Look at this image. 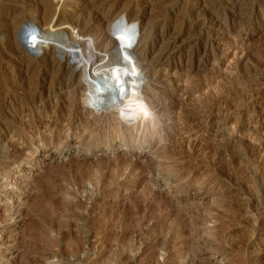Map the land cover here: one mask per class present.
<instances>
[{"label": "rangeland", "instance_id": "obj_1", "mask_svg": "<svg viewBox=\"0 0 264 264\" xmlns=\"http://www.w3.org/2000/svg\"><path fill=\"white\" fill-rule=\"evenodd\" d=\"M147 1L102 0V29L115 25L116 38L135 41L151 59L176 44L171 72L194 66V89L212 84L217 103L191 97L177 143L173 125L148 109L135 127L106 117L91 135L74 110L65 128L68 94L58 90L66 78L52 80L43 64L25 76L15 52L16 28L19 38L31 33L39 0H0V264H264V0ZM89 2L43 3L63 17L61 33L88 16ZM211 10L221 22L203 26ZM75 11L82 15L69 21ZM225 40L245 48L244 63L229 69L219 61ZM55 46L69 55L63 64L84 70L79 50ZM36 82L43 92L53 82V126L33 106ZM40 106L51 116L47 99ZM13 141L23 153L14 158Z\"/></svg>", "mask_w": 264, "mask_h": 264}, {"label": "bare ground", "instance_id": "obj_2", "mask_svg": "<svg viewBox=\"0 0 264 264\" xmlns=\"http://www.w3.org/2000/svg\"><path fill=\"white\" fill-rule=\"evenodd\" d=\"M24 1L30 2L32 0H23V2ZM198 1L200 2V0ZM43 2L44 0H39V3L37 4L38 6H36L34 9L35 12H37L41 16L35 18L32 24L29 23L31 33L28 31L27 34L29 35H24L22 38H19L18 32L21 28H16L13 42L16 41L15 52L19 53L20 63L22 64L21 68H23L25 76L29 73V70L32 68V66L43 64L44 66L48 67L47 74L52 75V80L57 74H60L63 76V78H66V80H63V82L60 83L61 87L58 91H61V94H68H66L68 96L66 102L68 104L67 108H69L67 109V114H69H64L66 115L65 118L62 116L64 118L62 124L68 130H70L71 117H73L71 116V114L74 110H76L78 114V123L79 127L82 128L81 130H84L85 133H89L91 135L95 133L93 127L98 125V123L103 122V119L106 117H110V119H112V121L116 124L125 122L130 127H135L141 120L140 114L142 109H146V111L148 109L150 114H152V116L156 115L157 117H159L160 121L162 120L161 122H163V124L173 125V138L176 139L175 141L177 143V141L179 142L181 139L182 141H184V137L182 136L186 133L184 127L182 126L183 124L181 125V127H179V121H181L179 118L181 117L180 112L187 104V101L191 97L196 96V98H203L202 100H207L208 102L214 101V103H217V100L214 99L216 98V96L213 97L215 93H213V95L210 90L212 87L211 83L204 84L202 88L200 87L194 89V86L196 84L194 82V77L191 74L192 69L195 68L194 66H191L189 71L185 70L187 74L184 76H180L179 64L175 66V70H173L174 72H171L173 68L172 62L175 58L174 52L176 50V44H170L169 46L161 50V52L158 53L157 57H154L155 59L152 58V60L151 54L148 53L145 48L137 47L135 41L130 39L120 41L118 38H116V36L118 35L117 32H119V30H117V27H115V25H109V27L106 25L107 28L102 29V25H104L105 22V19L103 17L104 7L102 4V0H90V12H88V16L85 19L79 18L77 22H72L71 29L63 31L61 33L58 32L60 28L57 26H59L58 23L59 21L63 20V17L60 16L57 18L55 14L54 18V10L46 11V3ZM156 2L157 0H148L147 4L154 5ZM30 4L28 3V5ZM204 14V17L202 16L203 18L200 21L203 26L208 25L209 27H214L220 24L221 16L217 11L211 10L207 11ZM77 15H79L80 17L82 15L81 11H75V13L73 14L70 13V15H68V20L71 21L72 18ZM222 35L223 34L220 33V39H222ZM59 37H62L64 39L62 41H59ZM240 37L242 36H239V38ZM25 38H27L26 41ZM31 39L33 41L30 44ZM225 41H220L217 43L219 46V61H224L225 64L228 63L229 69L232 66L234 67L239 65L240 63H244L245 61L243 62V60H245V48L243 49V47H240V45H238L237 43H228L227 40ZM241 41L243 42L242 39ZM52 42H54L56 45H63L67 48L73 47L74 49L79 50L83 60H87L84 65V70L76 73V71L73 70L70 66V60H67L66 64H63L61 56H66L67 58L69 55L65 51H61L59 49L57 52V46L53 48L50 47V44ZM90 43L93 45L94 51L98 52L99 55H96L97 53H93V55L91 56L87 55V48ZM39 52H43V59H38ZM102 55L107 56L108 60L107 58L101 60ZM112 55L114 56V60L113 58H111ZM115 58L120 59L115 60ZM23 64L26 65L23 66ZM214 65L220 66V64L218 63ZM182 73L184 72L182 71ZM38 83L36 82V84L34 85L35 94H32L34 95L33 106H36L39 115L43 113L46 114V118L49 121L46 127L53 126L52 124H55L54 108L57 105L54 101H52V95L55 92V89H52L53 82L52 84H49L48 90H44V92L46 91V94H44L43 89L42 91L40 90V87H38ZM159 91H162L163 94H156V92ZM72 93L74 94V96L71 98ZM216 95L217 97L219 96L218 94ZM45 99L48 100L50 108L53 109L51 116L48 113L49 111L46 112V110H44V108L40 106V104H42ZM22 115L23 121H26V116L24 115V113H22ZM53 128H56V126ZM179 134L180 138L182 137L181 139L179 138ZM184 136L186 137V135ZM186 138L188 139V137ZM189 142H187V145H189ZM5 145H1L0 142V151L5 150ZM22 154V146L20 145V143L18 144L14 141L9 143L8 156L14 158L15 156L17 157Z\"/></svg>", "mask_w": 264, "mask_h": 264}, {"label": "water", "instance_id": "obj_3", "mask_svg": "<svg viewBox=\"0 0 264 264\" xmlns=\"http://www.w3.org/2000/svg\"><path fill=\"white\" fill-rule=\"evenodd\" d=\"M24 35V34H23ZM23 35L20 37V38H22L23 37ZM27 40V38H25V41Z\"/></svg>", "mask_w": 264, "mask_h": 264}]
</instances>
